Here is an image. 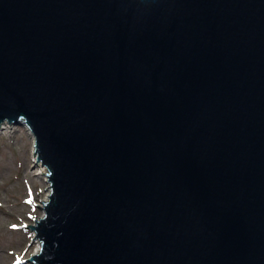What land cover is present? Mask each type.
I'll return each mask as SVG.
<instances>
[{
    "label": "water",
    "instance_id": "water-1",
    "mask_svg": "<svg viewBox=\"0 0 264 264\" xmlns=\"http://www.w3.org/2000/svg\"><path fill=\"white\" fill-rule=\"evenodd\" d=\"M50 198L38 264H264V0H0V127Z\"/></svg>",
    "mask_w": 264,
    "mask_h": 264
},
{
    "label": "rangeland",
    "instance_id": "rangeland-1",
    "mask_svg": "<svg viewBox=\"0 0 264 264\" xmlns=\"http://www.w3.org/2000/svg\"><path fill=\"white\" fill-rule=\"evenodd\" d=\"M8 124L10 129L0 130V264H34L28 258L39 241L30 225L44 214V206L34 198L44 195L48 183L40 171L44 165L34 161V143L23 125ZM25 250L20 260L18 252Z\"/></svg>",
    "mask_w": 264,
    "mask_h": 264
},
{
    "label": "bare ground",
    "instance_id": "bare-ground-1",
    "mask_svg": "<svg viewBox=\"0 0 264 264\" xmlns=\"http://www.w3.org/2000/svg\"><path fill=\"white\" fill-rule=\"evenodd\" d=\"M22 127H24V129L27 131L28 135H29L30 138L32 139V142L34 143V142H35L34 134L31 132V130H30L27 126L23 125ZM8 129H10V125L8 124V122H4V124L0 127V130H1V131H2V130H8ZM10 132H11V131H10ZM34 161L37 163V161H36V157H34ZM40 171L45 175V172H47V169H46L44 166H43V167L40 166ZM42 193H43V192H42ZM40 194H41V193H38V197H35L34 200H37V199H38V201H40V205L43 206V202L46 201V200L48 199L49 195H50V187L47 186L44 195H43L42 197L39 198V195H40ZM41 195H42V194H41ZM27 215H28V214H27ZM42 216H43V214H42V215H39V216H37V217H38V219H39V218H41ZM26 224H27V222H26ZM39 250H41V248H40V243L38 242V244H37V246H36V249L34 250V252H32V254H33V255H36V254L39 252ZM28 251H29V250H27V251H26V250L23 251V254L18 252V254L22 255V257H20V258H21V259H24L23 256H24ZM18 254H16V256H17ZM0 256H1V258H3L4 254H3L2 252H0ZM29 258H30V256H29Z\"/></svg>",
    "mask_w": 264,
    "mask_h": 264
},
{
    "label": "snow or ice",
    "instance_id": "snow-or-ice-1",
    "mask_svg": "<svg viewBox=\"0 0 264 264\" xmlns=\"http://www.w3.org/2000/svg\"><path fill=\"white\" fill-rule=\"evenodd\" d=\"M13 227H15V225H13Z\"/></svg>",
    "mask_w": 264,
    "mask_h": 264
}]
</instances>
